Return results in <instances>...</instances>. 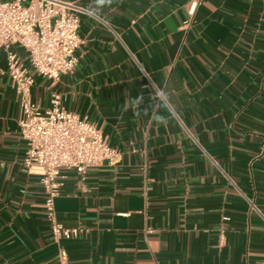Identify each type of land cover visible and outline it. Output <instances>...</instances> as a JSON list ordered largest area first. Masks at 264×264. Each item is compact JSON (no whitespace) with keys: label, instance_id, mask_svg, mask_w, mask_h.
I'll return each instance as SVG.
<instances>
[{"label":"crops","instance_id":"0c3cea01","mask_svg":"<svg viewBox=\"0 0 264 264\" xmlns=\"http://www.w3.org/2000/svg\"><path fill=\"white\" fill-rule=\"evenodd\" d=\"M191 1L119 0L93 16L82 0L74 71L33 73L37 106L59 94L120 153L84 189L66 173L56 215L84 230L63 241L68 264H264V3ZM141 94L139 116L123 109ZM19 119L0 51V264H57Z\"/></svg>","mask_w":264,"mask_h":264},{"label":"built area","instance_id":"2783aa9c","mask_svg":"<svg viewBox=\"0 0 264 264\" xmlns=\"http://www.w3.org/2000/svg\"><path fill=\"white\" fill-rule=\"evenodd\" d=\"M80 1L28 0L24 4L22 0H0V51L20 107L18 134L25 145L23 167L39 178L57 264H68L63 241L76 239L84 232L66 227L56 215L55 200L66 173L74 172L84 189L88 169L113 164L120 156L87 117L64 109L59 94L52 93L47 109H41L32 99L33 73L54 83L72 73L78 63L76 52L83 43L79 36L80 15L84 13L77 6ZM198 3L191 1V12ZM16 48L24 51L27 63Z\"/></svg>","mask_w":264,"mask_h":264},{"label":"clouds","instance_id":"9594fccd","mask_svg":"<svg viewBox=\"0 0 264 264\" xmlns=\"http://www.w3.org/2000/svg\"><path fill=\"white\" fill-rule=\"evenodd\" d=\"M119 3V0H92V3L88 7V11L93 15H98L100 11L106 7H110L113 4ZM157 102L160 107V112L157 117L159 121L163 122L165 119L171 118V113L168 111V93L163 90H157L154 92ZM143 103V95H139L135 98H129L124 101L123 109L127 111L129 108L134 110L136 116L140 115L139 108ZM163 118V119H161Z\"/></svg>","mask_w":264,"mask_h":264}]
</instances>
